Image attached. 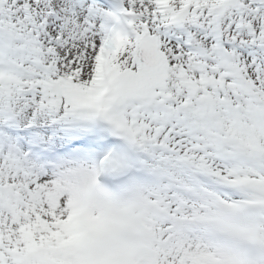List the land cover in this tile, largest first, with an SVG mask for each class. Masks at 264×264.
<instances>
[{
	"label": "snow or ice",
	"instance_id": "snow-or-ice-1",
	"mask_svg": "<svg viewBox=\"0 0 264 264\" xmlns=\"http://www.w3.org/2000/svg\"><path fill=\"white\" fill-rule=\"evenodd\" d=\"M0 264H264V0H0Z\"/></svg>",
	"mask_w": 264,
	"mask_h": 264
}]
</instances>
